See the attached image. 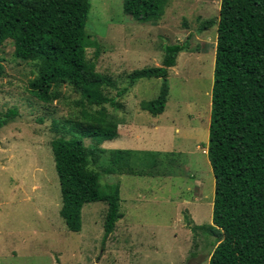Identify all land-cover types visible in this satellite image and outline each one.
<instances>
[{"label":"rangeland","instance_id":"obj_1","mask_svg":"<svg viewBox=\"0 0 264 264\" xmlns=\"http://www.w3.org/2000/svg\"><path fill=\"white\" fill-rule=\"evenodd\" d=\"M90 4L86 32L96 46L87 49V61L114 81V88L103 91L124 105L122 110L107 105L108 111L123 125L125 119L135 121L145 149L173 153L137 154L142 160L149 157L137 167L143 176L101 175V192L106 184H120L123 214L105 243L106 203L85 205L81 232H70L60 216L62 198L51 144L57 137H71L63 129L75 120L81 96L63 87L58 101L37 100L29 88L35 65L16 59L14 45L7 41L0 48L5 68L0 113L17 108L19 116L0 130V264H189L198 256L202 261L192 264H209L215 237L201 231L195 236L188 222L212 224L215 179L202 152L208 149L198 140L206 142L203 135L211 120L217 25L204 32L199 27L210 19L218 21L221 0H169L162 19L148 23L125 15L123 0ZM185 43L189 52L179 54L169 70L170 94L163 114L153 116L141 108L158 97L161 79H142L117 97L133 71L161 66L164 47ZM156 125L160 129L155 132ZM191 129L197 132L189 133ZM84 143L96 146L97 141ZM116 145H121L119 140L104 142L101 148ZM107 163L105 156L93 168L100 171Z\"/></svg>","mask_w":264,"mask_h":264},{"label":"trees","instance_id":"obj_2","mask_svg":"<svg viewBox=\"0 0 264 264\" xmlns=\"http://www.w3.org/2000/svg\"><path fill=\"white\" fill-rule=\"evenodd\" d=\"M168 6L169 0H123L124 14L139 23L160 21ZM90 8V0H0V48L12 41L15 58L35 65L29 88L40 102L58 101L63 87L80 94L75 120L63 129L71 137H57L51 144L62 198L60 216L70 232L79 233L83 207L106 203L105 243L123 214L120 184H106L101 192V175L143 176L137 167L149 157L142 160L136 151L101 148L116 138L121 124L106 106L122 110L124 105L103 91L114 88V81L87 61V49L96 46L86 32ZM215 25L207 145L215 179L212 224L188 225L195 236L201 231L215 237L209 264H264V0H221L218 21H204L199 30ZM189 50L187 43L164 47L162 65L133 71L117 97L142 79H161L158 97L141 108L153 116L163 114L170 94L169 70L179 54ZM4 74L0 60V78ZM18 116L17 108L0 113V130ZM85 139L96 140V146H86ZM105 156L107 166L95 170Z\"/></svg>","mask_w":264,"mask_h":264},{"label":"crops","instance_id":"obj_3","mask_svg":"<svg viewBox=\"0 0 264 264\" xmlns=\"http://www.w3.org/2000/svg\"><path fill=\"white\" fill-rule=\"evenodd\" d=\"M124 121L126 122V124L125 125L121 124L119 126L117 136L115 139L112 140V142H117L119 140L121 145H116V147L114 149H110V150H131V151L139 152L140 154L144 153V152H152L153 150L145 149V146H143L140 137L137 135V131H138L139 127L134 125L135 121L134 120L130 121L128 119H125ZM159 129H160L159 125H156L153 127V130L155 132ZM194 130H196V132H197V129H191V130H189V133H191ZM177 131L180 132V130H178V129H177ZM205 137H206V142H201L203 140H202V138H200L198 140V144L201 143L202 145H204L203 149H208L207 145L209 142V128L206 130L205 136L203 135V139H205ZM199 147L200 146H198V148ZM154 150L155 151H153V152H156V153H173V152H167L166 150L161 149V148H157ZM202 152H203V154L208 156L207 151H202ZM120 195H121V186H120Z\"/></svg>","mask_w":264,"mask_h":264},{"label":"flooded vegetation","instance_id":"obj_4","mask_svg":"<svg viewBox=\"0 0 264 264\" xmlns=\"http://www.w3.org/2000/svg\"><path fill=\"white\" fill-rule=\"evenodd\" d=\"M195 259H198V261H202V257L200 256H198L197 258H192V259H190V261H189V264H192V261H194Z\"/></svg>","mask_w":264,"mask_h":264}]
</instances>
